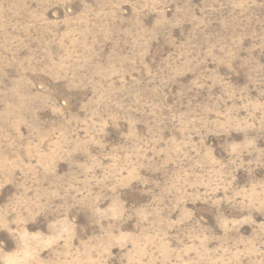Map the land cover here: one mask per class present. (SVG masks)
<instances>
[{
  "label": "rangeland",
  "instance_id": "obj_1",
  "mask_svg": "<svg viewBox=\"0 0 264 264\" xmlns=\"http://www.w3.org/2000/svg\"><path fill=\"white\" fill-rule=\"evenodd\" d=\"M0 264H264V0H0Z\"/></svg>",
  "mask_w": 264,
  "mask_h": 264
}]
</instances>
